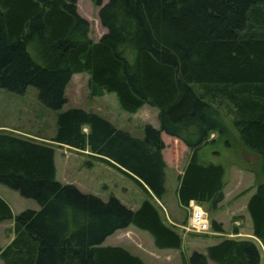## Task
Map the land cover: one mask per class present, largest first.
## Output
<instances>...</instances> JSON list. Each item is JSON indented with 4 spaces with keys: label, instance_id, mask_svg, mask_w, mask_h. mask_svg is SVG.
<instances>
[{
    "label": "trees",
    "instance_id": "16d2710c",
    "mask_svg": "<svg viewBox=\"0 0 264 264\" xmlns=\"http://www.w3.org/2000/svg\"><path fill=\"white\" fill-rule=\"evenodd\" d=\"M106 31L93 39L77 0H0V86L58 110L50 136L0 128V184L31 197L39 208L14 213L0 194V220H13L14 236L0 244L5 264H147L121 244H104L131 224L148 230L159 248H182L152 196L166 192V143L183 140L190 157L179 198L218 207L228 168L208 147L237 131L259 156L249 167L257 180L247 208L264 245V0H92ZM87 71L93 95L117 94L121 107L158 108L159 127L142 135L98 111L63 108L73 74ZM213 132H218L213 136ZM229 142V141H228ZM57 144L88 149L136 180L149 194L137 208L57 178ZM212 228L223 223L211 219ZM262 264L254 239L224 237L195 249L183 264Z\"/></svg>",
    "mask_w": 264,
    "mask_h": 264
},
{
    "label": "rangeland",
    "instance_id": "374dc122",
    "mask_svg": "<svg viewBox=\"0 0 264 264\" xmlns=\"http://www.w3.org/2000/svg\"><path fill=\"white\" fill-rule=\"evenodd\" d=\"M77 2L79 11L90 21V36L93 39L100 38L107 30L99 18L100 6L94 4L92 0H77ZM89 80L90 75L87 71L73 74L66 90L68 101L62 109L81 106L98 111L118 126L127 128L137 135L143 134L144 125L148 122L159 125L157 107L146 103L136 112L127 111L121 107L117 94L113 91L93 95ZM57 114L58 110L45 106L40 101L38 89L34 85H29L23 93L0 86V128L25 135L50 136L55 130ZM217 134L218 132L212 133L213 136ZM55 146L59 180L74 183L82 190L93 192L104 199L115 195L132 208H136L143 199L149 197V194L136 180L124 174L115 165L64 144L55 143ZM166 146V160L169 163L168 195L171 196L175 192L172 176L176 164L182 167L189 159L190 152L187 144L179 138H172ZM208 150L216 151L217 153L212 157L216 162H222L228 168L226 194L230 200L224 206L227 208L234 206L237 215H243V211L247 210L244 196L257 183L253 172L252 176L247 168L255 166L259 161V156L242 143L236 130H233L229 138L219 137L218 142L211 144ZM235 169L239 175L234 174ZM1 187L3 188L0 190L11 202L15 214L26 208L40 207L36 199L22 196L19 191L4 184H1ZM152 200L160 209L163 218L171 223L172 220L169 219L164 209V202L160 201L157 196H152ZM204 206L209 210L208 214L211 219L214 215L229 219L226 207L216 212L209 205ZM191 212V208L187 207L179 206L177 209L176 221L183 227L176 225V228L181 233L183 232L185 237L182 248L159 249L154 244V238L148 230L138 228L133 224L110 234L103 243L124 245L141 255L148 264H177V261L183 264L193 250L204 251L203 248L207 242L206 234L188 229ZM210 235L213 234L210 233L208 236L211 237ZM13 236V220H0V244L5 246ZM0 264H5V262L0 259ZM211 264L219 263L211 260Z\"/></svg>",
    "mask_w": 264,
    "mask_h": 264
},
{
    "label": "crops",
    "instance_id": "0c3cea01",
    "mask_svg": "<svg viewBox=\"0 0 264 264\" xmlns=\"http://www.w3.org/2000/svg\"><path fill=\"white\" fill-rule=\"evenodd\" d=\"M155 126L159 127V125H157V124H155ZM162 135H163V139H164L166 145L169 144V142H171L172 138H178V137L169 135V134H167L165 132H163ZM215 136H217V135H215ZM66 146L71 147L69 145H66ZM71 148H73L74 150H77V151H80V152H83V153H89V155H92L91 154V151L88 150V149H79V148H75V147H71ZM165 148H164V155H165V159H166ZM188 148H189V146H188ZM188 151L191 154L190 148H189ZM209 153H211V157H212V156H215V154L217 152L216 151H209ZM190 154H189V157H190ZM211 159L215 160V158H213V157ZM55 161H56V167H57V173H58V163H57L56 155H55ZM187 161H188V159L186 160L185 164L182 167H179L178 163L176 164V168L174 169V171H173L174 174L172 176V180H173V183H174L173 184V188H174V191L175 192L171 196L168 195L169 188H168L167 181H168L169 163L167 161L166 181H165V183H166V192L163 194V196L157 197L160 201H163L164 202L163 203V206H164V209L166 210L167 216L169 217L170 220H172L171 223H169L167 221L166 222L168 224H171V225H174V226L178 225V227H181V228L183 226H182V224H180L179 222L176 221V219H177L176 218V215H177V209L179 208V206L186 207V206L182 205L181 202H180V198H179V185H180V176H181V173L184 170V166L186 165ZM247 169L249 170V173L252 176H253V174L255 176V173L250 168H247ZM252 172H253V174H252ZM234 174L239 175V172H237L236 169H235ZM0 188H3V187H1V184H0ZM226 189H227V184L225 186V198L220 202V204L218 205V207L215 208L216 212L219 211L220 208H222V207L225 208L226 206H224V205L228 204V202L230 200L227 197V194H226L227 193V190ZM255 189H256V187H254L253 189H251L250 191H248L246 193V195L244 196V200L246 202V208H247L248 200H249L250 196L252 195V193L255 191ZM0 194L4 198H6L1 190H0ZM192 201H194V200H192ZM10 204H11V202H10ZM139 205H140V203L138 204V206ZM187 208H190V207H187ZM227 209H228V212H229L228 213V218H229L228 220L227 219H224V218H222V217H220L218 215H216V216L214 215L212 217V218H215L218 221H221L223 223V228H224L223 231H220V230H216V229L211 228L210 231H208V232H202V233L206 234V237L205 238L207 239L206 240L207 242H205V248H203L204 251L206 250V247L208 245H210L212 243H216V242L220 241L224 237L251 238V239H254L256 242H258V244L260 246V249H261L262 258H263V263L262 264H264V245H263L262 241L254 234V230H253V219L251 217L250 212L248 211V208H247V210L243 211V215H240V216L237 215V212H236L234 206H228ZM208 213H209V210H208ZM232 219H233V221H232ZM128 227H130V226H128ZM210 233L213 234V235H210L211 237L208 236ZM182 235H183V232H182ZM184 240H185V237L183 235V243H184ZM157 248H159V247H157ZM159 249H166V248H159ZM147 264H148V262H147ZM177 264H179L178 261H177Z\"/></svg>",
    "mask_w": 264,
    "mask_h": 264
},
{
    "label": "built area",
    "instance_id": "2783aa9c",
    "mask_svg": "<svg viewBox=\"0 0 264 264\" xmlns=\"http://www.w3.org/2000/svg\"><path fill=\"white\" fill-rule=\"evenodd\" d=\"M191 208L190 222L188 229L197 232H208L212 228L211 219L205 206L197 201H192L189 205Z\"/></svg>",
    "mask_w": 264,
    "mask_h": 264
}]
</instances>
